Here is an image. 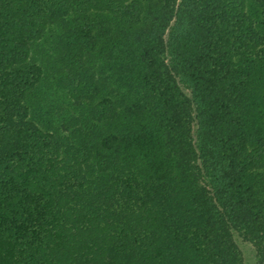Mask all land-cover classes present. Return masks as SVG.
Segmentation results:
<instances>
[{
  "label": "trees",
  "instance_id": "1",
  "mask_svg": "<svg viewBox=\"0 0 264 264\" xmlns=\"http://www.w3.org/2000/svg\"><path fill=\"white\" fill-rule=\"evenodd\" d=\"M264 264V0H0V264Z\"/></svg>",
  "mask_w": 264,
  "mask_h": 264
},
{
  "label": "rangeland",
  "instance_id": "2",
  "mask_svg": "<svg viewBox=\"0 0 264 264\" xmlns=\"http://www.w3.org/2000/svg\"><path fill=\"white\" fill-rule=\"evenodd\" d=\"M238 243L243 254V264H255L254 247L247 241L239 240Z\"/></svg>",
  "mask_w": 264,
  "mask_h": 264
}]
</instances>
